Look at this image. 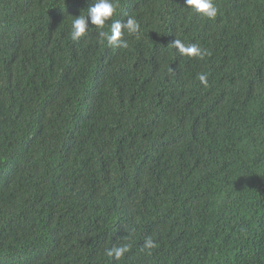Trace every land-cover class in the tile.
Instances as JSON below:
<instances>
[{
    "label": "trees",
    "instance_id": "1",
    "mask_svg": "<svg viewBox=\"0 0 264 264\" xmlns=\"http://www.w3.org/2000/svg\"><path fill=\"white\" fill-rule=\"evenodd\" d=\"M116 2L73 41L92 0H0V264H264V93L247 100L243 85L262 75L246 44L264 54V38L220 35L229 46L163 63L199 15ZM129 16L128 48L101 41Z\"/></svg>",
    "mask_w": 264,
    "mask_h": 264
},
{
    "label": "clouds",
    "instance_id": "2",
    "mask_svg": "<svg viewBox=\"0 0 264 264\" xmlns=\"http://www.w3.org/2000/svg\"><path fill=\"white\" fill-rule=\"evenodd\" d=\"M173 4V11L184 4L185 7L197 13L199 16L191 19L183 28L177 29L176 35L170 38L168 42L171 46V55L163 59H158L163 63L170 61L191 60L194 57L203 58L208 55V49H217L219 47L229 46L221 36L230 39L246 40L247 34H251L258 39L264 38V30L257 28L254 23L260 19H255L258 13L256 0H170ZM180 2V3H179ZM178 5V6H177ZM116 0H92L87 8V14H80L72 20L70 36L73 41H78L88 31L90 25L98 29H103L106 21L113 17L118 8ZM185 13L181 11V17ZM140 25L137 20L129 16L126 20H114L110 24L109 31L100 30L98 36L101 41H106L107 45L112 48H128V42L121 39L124 32L129 35L137 34ZM246 47L255 50L260 55V65L262 75L260 77H245L243 85L246 88L248 99L256 93H264V54L261 43H249ZM241 59L244 57L252 59V54H240ZM174 71L182 69L181 63H172ZM237 65V58L228 62L223 67V72L233 70ZM176 74H178L176 72ZM198 80L202 85L207 87V74L198 75ZM255 79V80H254ZM264 107V100L261 104ZM156 247V243L151 237L144 240L141 250H150ZM127 252L129 246L113 245L106 250L108 257L120 260Z\"/></svg>",
    "mask_w": 264,
    "mask_h": 264
}]
</instances>
